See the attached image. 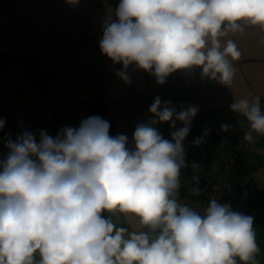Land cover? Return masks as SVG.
Returning a JSON list of instances; mask_svg holds the SVG:
<instances>
[{"label":"clouds","instance_id":"obj_1","mask_svg":"<svg viewBox=\"0 0 264 264\" xmlns=\"http://www.w3.org/2000/svg\"><path fill=\"white\" fill-rule=\"evenodd\" d=\"M114 15L102 25L99 48L121 64L125 82L129 65L157 84L198 68L229 87L241 51L227 37L245 25L264 28V0H119ZM170 105L154 98L152 117L135 126L131 146L127 135H110L99 116L55 137L43 129L38 138L31 131L4 137L0 264H258L252 216L215 199L202 213L179 202L183 141L199 106ZM230 109L247 121L245 141L264 136L260 97L241 98ZM164 122L174 129L170 140L154 127ZM5 124L0 118V130ZM207 134L192 143L199 146ZM114 216L134 218L146 230L117 226Z\"/></svg>","mask_w":264,"mask_h":264},{"label":"crops","instance_id":"obj_2","mask_svg":"<svg viewBox=\"0 0 264 264\" xmlns=\"http://www.w3.org/2000/svg\"><path fill=\"white\" fill-rule=\"evenodd\" d=\"M118 3L79 0L72 7L66 0H0V118L6 120L0 130V158L8 151L3 143L6 136L15 139L22 131H31L38 138V130L43 129L55 137L61 128L78 127L89 116L114 121V136L127 135L131 146L135 126L152 117L149 107L164 92L154 76L134 65L123 69L128 77L125 82L118 74L121 64H113L101 53L102 25L116 19ZM227 38L241 51V58L233 62L231 86L203 78L198 68L177 70L167 78L175 88L198 87L171 101L177 111L199 106L183 141L186 166L180 170L178 199L183 193L180 189L197 184L199 179L214 178L248 130L246 119L230 109L232 102L258 96L264 109V28L245 25L243 32ZM222 124H231L233 129L222 131ZM181 126L177 122L176 128ZM154 127L171 139L174 129L167 122ZM205 129L204 143L194 145L193 140ZM247 150L250 155L244 158L240 153L236 172L227 178L230 182L236 174L251 179L258 161L264 165V136H257ZM251 186L260 187L253 181ZM260 211L251 213L258 215L255 232H261L256 234V261L264 264V206ZM112 218L129 231L146 230L134 218Z\"/></svg>","mask_w":264,"mask_h":264},{"label":"built area","instance_id":"obj_3","mask_svg":"<svg viewBox=\"0 0 264 264\" xmlns=\"http://www.w3.org/2000/svg\"><path fill=\"white\" fill-rule=\"evenodd\" d=\"M0 61H3V58H0ZM210 80V79H209ZM161 88L164 92V96L160 98L161 102L172 101L173 96H180L183 93H187L190 90H196L198 87H193L192 89L186 87L175 88L172 85V82L169 79H166V82L161 84ZM171 106V105H170ZM253 143V142H252ZM252 143H249L244 140V136L241 138L238 146L242 149L248 148ZM233 158L234 155H230L226 158L223 164L218 169L214 178L203 179L196 188L193 186H188L183 189V193L180 196L179 202L186 204L189 207L203 212V209L206 208L210 200L215 199L219 203H227L228 199L225 198V194L229 193L231 189L227 185V178L229 172L233 169ZM198 190V195L194 194V191ZM239 203L235 204L234 210L240 211Z\"/></svg>","mask_w":264,"mask_h":264},{"label":"water","instance_id":"obj_4","mask_svg":"<svg viewBox=\"0 0 264 264\" xmlns=\"http://www.w3.org/2000/svg\"><path fill=\"white\" fill-rule=\"evenodd\" d=\"M201 181L202 180L199 179L197 187H199ZM251 182V179L245 180V177H241L240 174H237L229 187L231 191L225 194V198L228 199L227 203L230 204L233 209L238 202L240 206L239 210L252 216L255 220L257 214L252 215L251 212H260L261 209L257 198L250 196L255 191V186H251Z\"/></svg>","mask_w":264,"mask_h":264},{"label":"trees","instance_id":"obj_5","mask_svg":"<svg viewBox=\"0 0 264 264\" xmlns=\"http://www.w3.org/2000/svg\"><path fill=\"white\" fill-rule=\"evenodd\" d=\"M174 97H179V96H173L172 98H174ZM110 123V129H109V134L110 135H113L114 136V121H110L109 122ZM241 149L242 148H240L239 146H237V149L235 150V152L232 154V155H234V158H233V165H232V170L229 172V175L230 174H234L235 172H236V168L235 167H237L238 166V161H239V155H240V153H241ZM247 149V148H246ZM245 150V149H244ZM228 175V176H229ZM237 175V174H236ZM230 179V178H229ZM227 180V185H228V187L231 185V183L232 182H230L231 180ZM196 185L197 184H194L193 185V187H195L196 188ZM184 189V188H183ZM183 189H180V191L182 192V190ZM251 197H255V198H257V201H258V203H259V206H260V209H261V206H264V186L263 187H261V188H257V187H255V191L250 195ZM256 213H259V212H256ZM260 213H262L261 211H260ZM257 217H258V215H257ZM257 217L255 218V221H256V219H257Z\"/></svg>","mask_w":264,"mask_h":264},{"label":"rangeland","instance_id":"obj_6","mask_svg":"<svg viewBox=\"0 0 264 264\" xmlns=\"http://www.w3.org/2000/svg\"><path fill=\"white\" fill-rule=\"evenodd\" d=\"M246 150L247 149H245V150L241 149V154L243 155L244 158H245L246 154L250 155L248 153L249 150H247V151ZM258 162H259L258 164H260V165L257 164V161L255 162V164H257V165H255L256 168H252V169H255V170H253V172H250V176H251V180L253 182H256V184H258V186H260L258 188H261L262 185L264 186V169H263L264 165L262 166L261 161H258ZM252 169L250 171H252ZM260 233L261 232L257 231L256 234L259 235ZM261 250H262V252H264V247L263 246L261 247Z\"/></svg>","mask_w":264,"mask_h":264}]
</instances>
